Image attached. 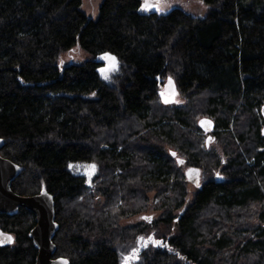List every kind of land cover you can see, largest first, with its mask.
I'll return each instance as SVG.
<instances>
[{"label": "trees", "instance_id": "1", "mask_svg": "<svg viewBox=\"0 0 264 264\" xmlns=\"http://www.w3.org/2000/svg\"><path fill=\"white\" fill-rule=\"evenodd\" d=\"M200 1L203 17L103 0L92 19L82 0H0V156L20 168L14 193L53 196V257L121 264L157 233L166 246L135 264H264V0ZM103 53L118 60L116 85L97 72ZM163 80L179 103L162 100ZM77 163L95 166L90 185L67 169ZM187 168L199 179L190 203ZM150 208L152 223L119 225ZM34 225L24 208L0 215L15 236L0 264H34Z\"/></svg>", "mask_w": 264, "mask_h": 264}, {"label": "water", "instance_id": "2", "mask_svg": "<svg viewBox=\"0 0 264 264\" xmlns=\"http://www.w3.org/2000/svg\"><path fill=\"white\" fill-rule=\"evenodd\" d=\"M146 2L154 6L152 9H155V6L159 5V2L156 0H141L139 8L140 13H147L150 11L142 10ZM105 54L109 53H103L96 56L94 59L95 63L102 64L101 68L97 69L100 76V69H106L112 64L111 60L102 59ZM109 55L114 57L111 54ZM70 62H72V60H70ZM101 78L103 77L101 76ZM198 124L205 134L213 131V123L209 119H201ZM210 141L211 136L208 135L205 142L207 146ZM3 145V140L0 139V150ZM171 155L176 158L179 166L184 164L185 160L178 158L175 152H171ZM87 165L91 167L92 174H94L96 170L95 167L93 168V165L90 164ZM19 173V166L0 156V215H15L20 208H24L34 215L35 225L29 233V236L32 239V244L37 251L34 264H63L64 261H67V264H70L65 257H53L55 253V245L52 240L55 232L58 230V225L55 222V204L53 196L45 190H41L38 194L32 196H20L14 193L11 190L10 184ZM186 176L190 183L198 185L199 179L198 171L196 169H192V171ZM88 185H90L89 182ZM6 242L7 244H10L12 241L7 240Z\"/></svg>", "mask_w": 264, "mask_h": 264}, {"label": "rangeland", "instance_id": "3", "mask_svg": "<svg viewBox=\"0 0 264 264\" xmlns=\"http://www.w3.org/2000/svg\"><path fill=\"white\" fill-rule=\"evenodd\" d=\"M103 0H82V5H81V10L87 15V17L92 18V19H96L98 16V12H99V8L100 5L102 4ZM160 7L161 9H170L171 7H179L182 10H184L187 13L192 14L195 17H203L206 14L207 11V6L204 5L203 2H201L200 0H160ZM75 53V52H74ZM88 58L87 55L85 54H81L80 52H77L75 54H73V62L75 63H81L84 60H86ZM63 59L65 60H69V57L67 55L63 56ZM118 69L119 68V64H118ZM119 70L112 72L110 74V78L109 79H105L104 75H102V77L110 84V85H116L117 84V77L119 76ZM102 74V73H101ZM181 101V97H178L176 102L179 103ZM207 137L205 136V139ZM211 144V146L214 148V150L218 153V156L221 157V159L223 158L222 156V152H221V146L219 144H217L215 142V139L212 137L211 141L209 142L208 146ZM78 169H76V165L75 166H68V170L72 173H80L82 175V177L85 179L86 183L90 184V182L92 181V177L94 176V174H92V169L90 166H82L77 167ZM191 169V168H187L186 169V173L187 171ZM79 170V171H78ZM213 176L218 179L219 176H221L220 174V170L219 169H215L213 171ZM213 177V178H214ZM202 178H204V173L202 174ZM223 179V178H222ZM193 189L194 186L193 184L189 183V185H187V190H188V195L186 197V203H190V201L192 200V194H193ZM149 199H150V203L154 202V193H150L149 194ZM95 202L100 206L101 202H103L102 197H96L95 198ZM160 212L159 211H153L150 209H148L146 212L140 213L136 216H133L131 218L128 219H124V220H120L119 225L120 226H126L128 224H136V223H141V222H148V223H152L158 216H159ZM158 234L157 233H151L148 236H140L137 238V240L135 241L134 245L131 247V249L128 251V253L124 254L121 256V264H125L126 258L132 256L133 251L136 250L139 252V250L144 249L146 246L153 244L155 246H162L165 247L166 246V242L163 241L162 239L157 238ZM14 237V235H13ZM141 237H143V241H141ZM155 241H160L162 242L161 244H156ZM138 260L133 259L129 262V264H135Z\"/></svg>", "mask_w": 264, "mask_h": 264}, {"label": "flooded vegetation", "instance_id": "4", "mask_svg": "<svg viewBox=\"0 0 264 264\" xmlns=\"http://www.w3.org/2000/svg\"><path fill=\"white\" fill-rule=\"evenodd\" d=\"M108 68H106V69H108ZM159 86H160L159 89H160V93H161V98H162L163 101L167 100L168 102H176V100L179 97V95L174 90L173 85H172L171 82H169V80H168V82H167V80H163V82ZM210 133H212V131H210L208 134H210ZM82 166H87V164H85V163H77L76 164V169H78L77 167L81 168ZM190 171H192V169L188 170L186 174H188ZM73 175L78 176V177H82V175L80 173H75ZM29 233H30V231H29ZM6 236H10L11 237V241L12 242L10 244H7ZM14 244H15V236L13 237V233H11L9 231H4L0 227V247H8V246H12Z\"/></svg>", "mask_w": 264, "mask_h": 264}, {"label": "snow or ice", "instance_id": "5", "mask_svg": "<svg viewBox=\"0 0 264 264\" xmlns=\"http://www.w3.org/2000/svg\"><path fill=\"white\" fill-rule=\"evenodd\" d=\"M153 7H154L153 5H150V4H148V3L146 2V3L144 4L142 10H143V11H149V10H151ZM155 7H157V9H158V6H155ZM102 59H109V60L112 61V64H111V66H110L108 69H103V68L100 69L102 75H104V78H105V79H109V78H110V74H111L112 72H115V71H118V70H119V69H118V61L116 60L115 57H112V56H110L109 54H105L104 57H102ZM162 95H163V94H162ZM167 102H168V101L165 100V103H167ZM92 167L94 168L95 166L93 165ZM6 239L10 241V240H11V237H10V236H9V237H6ZM140 239H141V241H143L144 238L141 237ZM155 243H156V244H161L162 242H160V241H155ZM133 259H136V260L139 259V252L136 251V250L133 251L132 256L126 258L125 264H129V262H130L131 260H133ZM63 264H67V261H64Z\"/></svg>", "mask_w": 264, "mask_h": 264}, {"label": "bare ground", "instance_id": "6", "mask_svg": "<svg viewBox=\"0 0 264 264\" xmlns=\"http://www.w3.org/2000/svg\"><path fill=\"white\" fill-rule=\"evenodd\" d=\"M181 159V158H180ZM184 160V159H183Z\"/></svg>", "mask_w": 264, "mask_h": 264}]
</instances>
